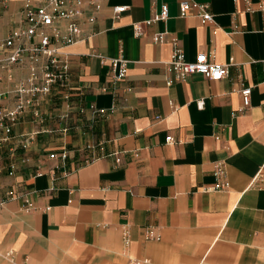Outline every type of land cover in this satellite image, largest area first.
Returning a JSON list of instances; mask_svg holds the SVG:
<instances>
[{"label":"crops","instance_id":"crops-1","mask_svg":"<svg viewBox=\"0 0 264 264\" xmlns=\"http://www.w3.org/2000/svg\"><path fill=\"white\" fill-rule=\"evenodd\" d=\"M24 1L0 0V40L19 24ZM96 1L99 11L86 10L81 22L90 37L61 49L69 61L68 100L53 91L42 102L40 124L28 114L13 128L14 136L39 133L28 151L17 150L12 176L0 152V264H264L260 13L246 11L244 0H196L213 16L202 25L191 13L179 16L180 0ZM163 5L168 18L136 37L132 24ZM117 6L127 9L114 19ZM159 33L176 37L187 61L206 53L230 65L227 76L213 82L191 74L167 86L172 49L153 41ZM93 54L121 56L126 77L114 81ZM26 74L15 66L0 92ZM245 87L247 107L239 94ZM62 151L64 160L49 158ZM217 161L227 192L212 190ZM11 190L22 197L8 198ZM25 199L34 206L28 212ZM147 228L159 240H146ZM9 252L13 262L3 257Z\"/></svg>","mask_w":264,"mask_h":264},{"label":"built area","instance_id":"built-area-1","mask_svg":"<svg viewBox=\"0 0 264 264\" xmlns=\"http://www.w3.org/2000/svg\"><path fill=\"white\" fill-rule=\"evenodd\" d=\"M244 2L246 11L260 13L262 31L264 32V0H259L256 4L250 0H244ZM178 8L181 17L191 13L202 25L213 22L209 5L205 2L180 0ZM99 9L100 5L96 0H36L34 2L25 0L19 24L9 31L6 38L0 40V70L6 73L5 76L0 75V83L3 80L12 81L15 66H23L27 71L26 76L18 80L11 91L0 92V152L6 158V170L9 176H12L17 169V162L14 158L17 150L28 151L39 133V131H31L14 136L13 128L28 114L32 116L35 123L40 124L42 122L40 116L42 102L53 91L61 92L63 100H68L69 61L61 53V49L90 37V35H83L81 22L86 10L96 13ZM126 9V6L112 8L113 18H118ZM167 18L168 9L163 5L160 12L154 13L150 19L132 24L134 35L136 37L143 36L144 27ZM94 20L93 14L86 18L88 23H93ZM166 35V33L156 34L153 36V41L158 44L167 42L172 49L167 63L169 73L165 82L167 86L174 81H183L191 74H199L213 82L220 81L227 76L230 65L215 62L212 55L206 53H199L193 61H187L183 56L178 39L172 36L167 40ZM93 55L100 64L109 67L114 81H121L126 77L127 61L121 56L107 58L100 54ZM261 62L264 66V60ZM250 93V87L242 88L239 91L243 107L249 105ZM8 100L12 102L11 105L7 103ZM196 106L198 109H202L204 100H197ZM90 109L101 116L106 114L102 109L94 110V106H90ZM165 142L173 144L174 139L167 136ZM66 156L65 151L60 154H49L51 159L64 160ZM22 161L25 162V160ZM212 173L215 178L212 190L227 192L229 182L226 178L224 163L222 161L215 162ZM7 197L15 199L22 197V194L11 190L7 192ZM33 208V204L25 199L22 209L28 212ZM144 235L146 240H159V236H156L150 228L145 230ZM121 238L123 245L127 247L130 244L127 229L122 230ZM3 257L10 262L14 261L11 252L4 254ZM129 264L143 263L135 258H130Z\"/></svg>","mask_w":264,"mask_h":264}]
</instances>
